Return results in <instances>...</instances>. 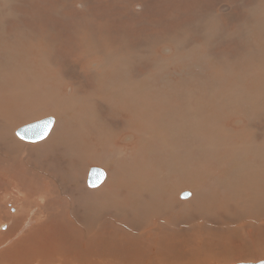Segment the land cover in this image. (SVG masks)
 I'll return each mask as SVG.
<instances>
[{
  "label": "rangeland",
  "instance_id": "rangeland-1",
  "mask_svg": "<svg viewBox=\"0 0 264 264\" xmlns=\"http://www.w3.org/2000/svg\"><path fill=\"white\" fill-rule=\"evenodd\" d=\"M49 1L51 4H48ZM79 1L0 0V102L7 98L10 88L11 92L23 93L25 104L23 101L22 106L25 110L39 106L38 110L25 114L10 133L14 136V130L23 125L46 117L54 118L53 130L58 129L60 144L34 151L29 161L38 165L46 155L44 159L49 165L69 167L63 170L62 176L54 178L55 187L62 190L65 198L62 201L63 209L58 204L44 210L45 213L39 212V218L45 220L47 215L53 216L56 224L46 222L41 226L46 227L44 230L37 231L31 242H25L43 251L39 243L45 234L46 238L54 239L58 246L68 244L73 250L70 247H65V250L62 248L64 246L58 247V250L63 253L67 251L66 254L69 252L64 259L73 264L77 249L81 254L79 257L85 260L83 264H237L264 261V89L262 96L258 95L260 90L257 89L264 85V0H215V4L214 0H194L190 7L185 8L186 11L177 10L172 14L181 13L180 21L174 28L162 29L158 26L154 30L140 32L138 36L116 35L112 37L111 48L104 45L109 44L107 41L96 44V33L90 29L92 25L87 24L88 16H80L81 13L89 15V12L80 6ZM128 7L134 14L143 10L141 5ZM68 10L78 13L75 20L69 17ZM21 19L32 23L37 19H56L63 24L70 21L79 24L73 33L77 32V38L83 39L84 59L98 66L96 73L90 75L96 82L89 85L93 89L92 95L88 94L82 100L83 87L77 93L74 91L75 81L81 85L88 78L81 77L78 61L74 57L55 51L51 41L52 28L46 31L45 43L39 42V35L25 30L26 33H12L14 37L6 33L5 29L9 30L5 25L7 20ZM26 51L28 56L23 55ZM123 70L127 71L130 79H120ZM123 80H126V85ZM29 81L30 85L27 84ZM61 82L64 84L59 86ZM52 86H56L57 90ZM70 87L73 92L69 94ZM118 92L123 95H118ZM52 97L61 105L66 104L65 107L60 108V105L56 110L51 104ZM131 98L137 103L132 102ZM34 100L38 101L35 103ZM41 100L46 103H41ZM146 104L152 109L145 108ZM192 104L194 106L189 108ZM136 105L138 108H132ZM119 119H122L121 122L117 121ZM162 125L173 135L170 136L169 130ZM248 127H253L258 134L255 139L257 149L244 152L248 146L242 147L238 136L241 132H247L246 137H252ZM130 131L135 134L124 142L122 137ZM116 134L119 136L116 137ZM145 135L150 140L142 145L140 139ZM73 139L79 142L74 144ZM220 139L224 140L222 144ZM22 141L24 144L25 141ZM152 142H156V145ZM232 145L240 146L244 154L236 153ZM255 154L257 191L247 196L243 187L244 175L247 174L246 168L253 166L252 157ZM18 156L23 155L18 153ZM17 158L15 153L14 160ZM81 160H84V164L77 168ZM92 167L104 173L108 172L105 170L108 167L118 182L125 177L141 179L145 183L146 193L140 206L136 207L137 203H134L135 208L130 211L129 207H134L129 202L130 198L124 202L122 196L115 199L118 204L101 202V193L95 198L88 197L86 190H97L87 187V175ZM40 180L35 177L33 183ZM64 181L77 182L79 193H70ZM83 181L87 189L82 186ZM2 183L0 179V202L9 201L4 203L2 210L0 208V216L2 211L12 216L19 208L22 197L14 195V198L2 199L5 195L2 192L6 191ZM37 190L39 188L34 186L25 189L29 196ZM117 192L122 194L121 189ZM185 192L194 195L181 199L180 195ZM38 202L37 209L34 205H24L21 206L23 211H20V215H16L20 221H29L26 230L37 227V210L43 205L40 203L42 201ZM1 219L0 234L11 225L9 219ZM19 250L21 256L14 258ZM28 250L19 245L13 252H7L0 264H4L2 261H8V264H35L28 258L38 257L29 255ZM52 255L51 261L44 264L62 263L59 252L55 251Z\"/></svg>",
  "mask_w": 264,
  "mask_h": 264
},
{
  "label": "bare ground",
  "instance_id": "bare-ground-1",
  "mask_svg": "<svg viewBox=\"0 0 264 264\" xmlns=\"http://www.w3.org/2000/svg\"><path fill=\"white\" fill-rule=\"evenodd\" d=\"M69 1L72 0H67V3ZM192 2H194V0H80V6L87 9L89 15H83L82 13L80 14V16L83 17H87L88 16V20H87V24L88 25H92L90 26V29L93 30L94 33H96V44L101 45L102 43L104 44V42H108L109 44H104L106 46V48H111V40L113 36H125V37H130V36H138L140 32H146L148 30H154L156 29L158 26H160L162 29H168V28H174L178 22L180 21L181 18V13L172 15L174 13H176L175 11L179 10L180 12L186 11L185 8L190 7L192 5ZM58 3V2H57ZM215 4V0L213 2ZM237 3V2H236ZM48 4H51V2L49 1ZM78 4V3H77ZM141 5L143 10L140 13H133V11L128 7L130 5ZM122 5H125L127 8L123 7ZM58 6V5H57ZM79 6V7H80ZM233 6V5H232ZM45 7V6H44ZM136 7V6H135ZM236 7V6H235ZM42 8V7H41ZM206 8V7H205ZM204 8V9H205ZM242 8V7H241ZM84 9V10H85ZM196 10V9H195ZM231 10V9H230ZM218 12V11H216ZM232 12V11H231ZM60 13V12H59ZM41 14V13H39ZM44 14V13H43ZM208 14V13H207ZM60 15V14H59ZM68 15L69 17L72 18V20H75V18L78 16V13L74 10H68ZM137 15V16H135ZM228 15V14H227ZM230 15V14H229ZM43 16V15H42ZM45 16V15H44ZM213 16V15H211ZM217 16V15H216ZM47 18V17H46ZM49 18V17H48ZM52 18V17H50ZM61 19V18H60ZM64 19V18H63ZM56 20V19H55ZM55 20H48V19H37V21L35 23H32L31 21H27V20H13V21H9L7 20V22L5 23V25L9 28V30L5 29L7 34H10L12 37L13 34L12 33H26L25 31L30 32L31 34H36L39 35V42L40 43H45L44 41L46 40V31H48L50 28L53 29V36H51V41L54 44L53 46H55V51L59 54H64L67 55L68 57H74L77 61H78V66H79V72L81 74V77L83 79H87L85 81L84 84L79 83V81H75L73 84L74 87V91H76V93L78 92V89L82 88L81 91V99L84 100L85 98L88 97V94L92 95L93 94V89L89 86V85H93L96 84V82H93V77H90V75H92L93 73H96V66L95 64L91 63V60H87L84 59L85 57V50L83 49L84 43H82L83 39L81 38H77L78 33L76 32V34L73 33V31H75V28L79 25L74 21H70L66 24L63 23H59V21H55ZM222 20V18H221ZM94 21V22H93ZM223 22V21H222ZM221 22V23H222ZM13 24H18L16 26H14ZM25 30V31H24ZM80 33V32H79ZM28 35V34H27ZM45 35V37H44ZM30 36V35H29ZM34 36V35H33ZM86 36V34H85ZM38 37V36H37ZM30 39V38H29ZM50 39V38H49ZM87 40V39H86ZM94 40V39H93ZM157 40V39H156ZM152 41V40H151ZM29 42V41H28ZM31 42V41H30ZM93 42V41H92ZM33 43V42H32ZM95 43V42H94ZM113 43H116V41H114ZM155 43V42H154ZM27 44V43H26ZM25 44V45H26ZM35 44V43H34ZM38 44V41H37ZM24 45V47H25ZM29 46V45H26ZM37 46V45H36ZM40 46V45H39ZM121 46V45H120ZM30 47H32L30 45ZM38 47V46H37ZM36 48V47H35ZM39 48V47H38ZM105 48V49H106ZM15 49V48H13ZM13 49L11 50L13 52ZM34 49V48H33ZM41 49V48H40ZM39 49V50H40ZM161 49V48H160ZM24 50V49H23ZM26 50V49H25ZM24 50V51H25ZM29 50V49H28ZM31 50V49H30ZM36 50V51H39ZM53 50V49H52ZM89 50V49H88ZM111 50V49H110ZM116 50V49H115ZM43 51V50H42ZM114 51V50H113ZM164 51V49H163ZM19 52V51H18ZM17 52V53H18ZM16 53V54H17ZM50 53V52H49ZM89 53V52H87ZM95 53V52H94ZM99 53V52H98ZM9 55V53H6ZM27 55L28 52L26 51V53H23V55ZM92 54V53H91ZM103 54V53H101ZM21 55V52H20ZM100 55V54H99ZM105 55V54H104ZM113 55V54H112ZM19 56V54H18ZM28 56V55H27ZM25 56V57H27ZM41 56V54H40ZM51 56V55H50ZM111 56V55H110ZM115 56V55H114ZM264 56V55H263ZM94 57V55H93ZM20 58V57H19ZM34 58H36L34 56ZM44 58V57H43ZM50 57H48L49 60ZM92 58V57H91ZM114 58V57H113ZM116 59V58H115ZM161 59V58H160ZM41 60V59H40ZM93 61V60H92ZM112 61V60H110ZM115 61V60H114ZM113 61V62H114ZM46 62V61H45ZM103 62V61H102ZM107 62V61H106ZM18 63V62H17ZM49 63V62H48ZM112 63V62H111ZM10 65H12L11 63H9ZM55 64V63H54ZM14 65V64H13ZM110 65V64H109ZM115 65V64H114ZM54 66V65H51ZM56 66V65H55ZM107 66V65H106ZM113 66V65H112ZM114 67V66H113ZM118 67V66H117ZM24 68V67H22ZM21 68V69H22ZM29 68V67H28ZM120 68V67H119ZM33 69V68H32ZM101 69V68H100ZM105 69V68H104ZM109 69V68H108ZM138 69V68H137ZM135 69V70H137ZM10 70V69H9ZM19 69H17L18 71ZM34 70V69H33ZM39 70V69H38ZM43 70V69H42ZM113 70V69H112ZM119 70V69H118ZM21 71V70H20ZM29 71V70H28ZM37 71V70H36ZM50 71V69H49ZM30 72V71H29ZM43 72V71H41ZM149 72V71H148ZM147 72V73H148ZM15 73V72H12ZM34 73V72H33ZM32 73V74H33ZM47 73V72H46ZM120 73V72H119ZM24 74V73H23ZM131 74V73H130ZM137 74V73H136ZM146 74V73H144ZM7 75V74H6ZM41 75V74H40ZM45 77L48 76V74H42ZM139 75V74H138ZM152 75V74H151ZM158 75V74H157ZM160 76V75H158ZM166 76V75H165ZM14 77V76H13ZM25 77V76H24ZM117 77V76H116ZM119 77V76H118ZM130 79V76H128L127 71H122V74L120 75V79ZM139 77V76H138ZM143 77V75H142ZM152 77V76H151ZM9 78V77H8ZM20 78V77H19ZM41 78V77H40ZM135 78V77H133ZM150 78V77H149ZM160 78V77H159ZM16 79V78H15ZM26 79V78H25ZM42 79V78H41ZM119 79V78H118ZM116 79V80H118ZM146 79V78H145ZM148 79V78H147ZM152 79V78H150ZM2 79H0L1 81ZM29 80V78H28ZM25 81V80H24ZM31 81V80H30ZM30 81L29 84L30 85ZM33 81V80H32ZM126 81V80H125ZM125 81L123 80V82L125 83ZM148 81V80H147ZM9 82V80H8ZM7 82V83H8ZM121 82V81H119ZM136 82V79L135 81ZM12 83V82H11ZM25 83V82H24ZM55 83V82H54ZM53 83V84H54ZM62 83V82H61ZM59 83L60 85H63L64 83ZM137 83V82H136ZM148 83V82H147ZM88 84V85H87ZM119 84V83H118ZM128 84V83H127ZM157 84V83H156ZM14 84H12L13 86ZM38 85V84H37ZM36 85V86H37ZM44 85V84H43ZM55 85V84H54ZM126 85V83H125ZM8 87V85H6ZM11 86V87H12ZM42 86V85H41ZM133 86V85H132ZM14 87V86H13ZM51 87V86H50ZM125 87V86H124ZM134 87V86H133ZM132 87V88H133ZM245 87V86H244ZM31 88V87H30ZM36 88V87H35ZM33 88V89H35ZM39 88V87H38ZM56 86H52V89H55ZM91 88V89H90ZM130 88V87H129ZM148 88V87H147ZM51 90V88H49ZM67 89V88H66ZM87 89H90L89 91ZM138 89V88H137ZM144 89V88H143ZM257 89L260 90V92L258 93V95L262 96L264 99V85L261 87V89L258 87ZM2 90V89H1ZM8 90V89H7ZM10 90V91H9ZM9 95H6L7 98L4 99L3 102H0V162H2V166H0V179H2V184L5 185V195L2 197V199H6L7 197H11L14 198V195H19L22 197V201L21 204L19 205V208L17 210H15V214L11 216V214L7 215L4 211H2L0 218H2L1 220H5V219H9V221H11V225L10 227L7 228V231L5 230L4 232H1L0 234V261L3 257L7 256L8 253L7 252H13L19 245H21V247H27L28 250V254L29 255H34L36 257H38V259H34V258H28V260H30L31 263H35V264H44L46 262H50L51 261V257H53L52 253L53 252H59L61 255V258H63L62 263L60 262V264H73V262L71 260H69L72 263H69L67 260L64 259V256L66 254L67 251L65 247H69L72 248L70 245H64L61 244L60 246L57 245V243H54V239L52 238H46L47 235H43V238L41 240V242L39 243V246L43 247V251L38 250V248H36L33 244H29L26 243V241L31 242L33 239L34 234L39 231V230H44L46 227H41L42 225H44L46 222H48V224H52L55 225L56 224V220H52L53 216H46L45 218L47 219H41L39 218V212L41 213H45L44 210L46 209H52L53 205H58L60 204L61 208L63 209V202L64 201V197L62 196V190L59 189L58 187H55V179L56 176H59L63 174V170L66 168L68 169L69 167H67L68 165H49L47 163V161L44 159L45 157H47L46 155L42 157L40 164L36 165L34 163H30L29 158H30V154H32L34 151L41 149L45 146H57L60 143L59 138H60V134L58 129H56L55 131L53 130V127L55 125V119H54V125L51 128L50 132L48 133L49 135H47L44 139L39 140L37 142H29L30 144H27L24 142L21 143L20 138H18L15 134V131L13 132L14 136H12V133H10V131L12 129H15L14 126H16L17 124H19V121L21 120V118L24 117V115L28 114L29 112L32 111H36L39 109L38 105L35 106H31L30 110H25L22 106L23 104V93L21 94L20 92L18 93V91L16 92H11V89L9 88ZM31 90V89H30ZM57 90V89H55ZM59 90V89H58ZM127 90V89H126ZM131 90V89H130ZM136 90V89H135ZM147 90V89H146ZM35 91V90H32ZM122 91V90H121ZM129 91V89H128ZM144 91V90H143ZM31 92V91H30ZM41 92H43L41 90ZM45 92V91H44ZM73 92V89L70 87L69 89V94ZM84 92H87L86 94ZM134 92V91H132ZM263 92V94H262ZM8 93V92H5ZM27 93V91H26ZM35 93V92H33ZM40 93V92H38ZM54 93H57L56 91ZM67 93V92H66ZM126 93V92H125ZM136 93V92H135ZM145 93V92H144ZM147 93V92H146ZM250 93V92H249ZM37 95V93H35ZM34 94V96H35ZM59 94V93H58ZM107 94V93H106ZM123 93H119L118 95ZM128 94V93H126ZM137 94V93H136ZM142 94V92H141ZM237 94V93H236ZM245 94V93H244ZM262 94V95H261ZM39 95V94H38ZM46 95V94H45ZM117 95V96H118ZM140 95V94H138ZM191 95V94H190ZM238 95V94H237ZM247 95V94H245ZM33 96V97H34ZM44 96V95H42ZM52 96V95H51ZM74 96V95H73ZM76 96V95H75ZM113 96V95H112ZM115 96V95H114ZM149 96V95H148ZM172 96V95H171ZM242 96V95H241ZM252 96V94L250 95ZM56 97H60L62 98V96L60 95H56ZM66 97V96H65ZM143 97V96H142ZM146 97V96H144ZM143 97V98H144ZM223 97V96H222ZM233 97V95H232ZM28 98V97H27ZM39 100H40V96H38ZM44 98V97H43ZM41 97V99H43ZM114 98V97H113ZM122 98V97H121ZM129 98V97H127ZM126 98V99H127ZM139 98V97H138ZM235 98V97H234ZM240 98V97H239ZM32 99V98H31ZM49 99V98H48ZM51 99V104L52 106L56 109L59 110L60 107V103L53 100V97L50 98ZM112 99V98H111ZM119 99V98H118ZM123 99V98H122ZM133 98H131L132 100ZM137 99V98H136ZM222 99V98H221ZM230 99V98H228ZM3 100V99H2ZM106 100V99H105ZM109 100V99H108ZM116 100V99H115ZM130 100V98H129ZM149 100V98H148ZM168 100V99H166ZM194 100V99H193ZM197 100V99H196ZM231 100V99H230ZM233 100V99H232ZM31 101V100H30ZM38 101V100H36ZM36 101L34 100V102L36 103ZM49 101V100H48ZM124 101V100H122ZM134 100H132L133 102ZM146 102V100H144ZM160 101V100H159ZM190 101V100H189ZM238 101V100H237ZM41 103H46L44 100L40 101ZM105 102V101H104ZM131 101H129L130 103ZM135 103H137L136 101H134ZM148 102V101H147ZM165 102V101H163ZM162 102V103H163ZM171 102V100H170ZM185 102V101H184ZM232 102V101H231ZM27 103V102H26ZM108 103V102H107ZM110 103V102H109ZM185 103H189V102H185ZM194 104V102H192ZM220 103V102H219ZM234 103V102H233ZM237 102L235 101V104ZM259 103V102H258ZM25 104V101H24ZM28 104V103H27ZM33 104V103H32ZM48 104V103H47ZM63 104V103H62ZM131 104V103H130ZM164 104V103H163ZM166 104V102H165ZM190 105L189 108L191 106L194 105ZM216 104V103H215ZM226 104V103H225ZM30 105V104H29ZM66 105V104H65ZM65 105H61L60 108H64ZM90 105V104H89ZM138 105V104H137ZM133 106L132 108L136 107ZM178 105V104H177ZM189 105V104H188ZM219 105V104H218ZM227 105V104H226ZM234 105V104H233ZM238 105V104H237ZM263 105V104H262ZM28 106V105H27ZM115 106V105H114ZM182 106V105H181ZM221 106V105H220ZM229 106V105H228ZM259 106V105H258ZM45 107V106H44ZM141 107V106H140ZM174 107V106H173ZM201 107V105H200ZM245 107V104H244ZM47 108V107H46ZM145 108L148 109H152L150 106H148L146 104ZM144 108V109H145ZM163 108V107H162ZM167 109V107H165ZM164 108V109H165ZM176 108V107H175ZM192 108V107H191ZM238 108V106H237ZM258 108V107H257ZM261 108V107H260ZM129 109V108H128ZM179 109V108H178ZM198 109V108H197ZM241 109V108H240ZM256 109V108H255ZM254 109V110H255ZM262 109V108H261ZM45 110V109H44ZM43 110V111H44ZM48 110V109H46ZM53 110V109H52ZM115 110V109H113ZM187 110V108H186ZM192 110H196V109H192ZM243 110V109H242ZM250 110V109H249ZM125 111V110H124ZM155 111V110H154ZM188 111V110H187ZM241 111V110H240ZM259 111V110H258ZM55 112V111H54ZM136 112V111H134ZM133 112V113H134ZM179 111H177L178 113ZM212 112V111H211ZM245 112V111H243ZM37 113V112H36ZM47 113V112H45ZM44 113V114H45ZM157 113L159 114V111H157ZM156 113V114H157ZM193 113V112H192ZM249 113V112H248ZM256 113H260V112H256ZM40 114V112L38 113V115ZM61 114V113H60ZM155 114V115H156ZM164 114V113H163ZM174 114V113H171ZM169 114V115H171ZM189 115L191 113H188ZM227 114V113H226ZM230 114V113H229ZM254 114V113H253ZM46 115V114H45ZM80 115V114H78ZM175 115V114H174ZM180 115V114H178ZM240 114H238L239 116ZM42 116V115H41ZM83 116V115H82ZM117 116V115H116ZM144 116V115H143ZM188 116V115H186ZM193 116V115H192ZM219 116V115H218ZM229 116V115H227ZM234 116V115H233ZM232 116V117H233ZM29 117V116H28ZM40 117V115H39ZM158 117V115L156 116ZM160 117V116H159ZM214 117V116H213ZM212 117V118H213ZM243 117V116H242ZM241 117V118H242ZM36 118V117H35ZM77 118V117H76ZM82 118V117H81ZM95 118V117H94ZM100 118V117H98ZM135 118V117H134ZM133 118V119H134ZM165 118V115H164ZM169 118V117H168ZM236 118V117H235ZM25 119V118H24ZM29 119V118H28ZM62 119V118H61ZM79 119V118H78ZM184 119V118H183ZM188 119V117L186 118ZM263 119V118H262ZM63 120V119H62ZM122 120V119H121ZM121 120H117L120 121ZM128 120V119H127ZM135 120V119H134ZM160 120V119H159ZM170 120V119H169ZM196 120V118H195ZM244 120V119H243ZM67 121V119L65 120ZM86 121V120H82L81 122ZM91 121V120H90ZM93 121V120H92ZM116 121V120H115ZM164 121V120H163ZM183 121V120H182ZM231 121V120H230ZM245 121V120H244ZM24 122V121H23ZM80 122V121H79ZM200 122V121H198ZM213 122V121H212ZM211 122V123H212ZM132 123V122H131ZM159 123V122H158ZM205 123V122H204ZM253 123V122H251ZM263 123V121H262ZM23 124V123H22ZM111 124V123H110ZM187 124V122L185 123ZM189 124V123H188ZM57 125V124H56ZM231 125V128H233V125ZM264 125V124H263ZM126 126V125H125ZM142 127H144L141 124ZM216 126V125H215ZM218 126V125H217ZM221 126V125H220ZM247 126V125H246ZM162 127H165L162 125ZM229 127V126H228ZM255 127V126H254ZM167 128V127H165ZM190 128V127H189ZM263 128V127H262ZM127 129V128H126ZM161 131L164 130V128H159ZM168 129V128H167ZM224 129V128H223ZM248 129L251 132H248L250 134V136L252 135V137H246V133L247 132H241L239 137V141L241 146H248L247 151L244 152H251L252 150H254L256 148L255 146V139L256 136L258 134H256V132H254L253 127H248ZM53 130V131H52ZM169 130V129H168ZM211 130V129H210ZM118 131V130H117ZM128 131V129H127ZM132 131V130H131ZM129 132L127 133V136L122 137L123 141H129L130 140V135L135 134L134 131L133 132ZM216 131V130H214ZM218 131V129H217ZM80 132V131H79ZM159 133H161L160 131H158ZM157 132V133H158ZM202 132V130H201ZM255 134H254V133ZM118 133V132H117ZM170 136L173 135V133L169 130ZM78 134V133H76ZM155 134V133H154ZM176 134V133H175ZM207 134V133H206ZM215 134V133H214ZM227 134V133H226ZM72 135V134H71ZM82 135V134H81ZM219 135V134H218ZM119 134H116V137H118ZM206 136V135H205ZM223 136V135H222ZM73 137V136H72ZM214 137V136H213ZM74 138V137H73ZM85 136H84V140L85 141ZM121 138V137H120ZM151 138V137H150ZM20 141H18V140ZM79 139V138H78ZM152 139V138H151ZM229 139V138H228ZM138 140V137H137ZM141 144L143 145L144 143L146 144V142L148 140H150L149 138H147V136L145 135L144 137H142L141 139ZM153 140V139H152ZM163 140V139H162ZM257 140V139H256ZM119 141V140H118ZM208 141V140H206ZM224 140L220 139V142L222 144ZM236 141V140H235ZM23 142V141H22ZM77 141L76 139H73V143L76 144ZM149 142V141H148ZM37 143V144H34ZM72 143V145H73ZM117 143V142H116ZM123 143V142H122ZM138 143V142H137ZM152 143H156V142H152ZM208 143V142H207ZM118 144V143H117ZM151 144V143H150ZM220 144V145H221ZM129 145V144H128ZM156 145V144H155ZM199 145V144H198ZM235 145V144H234ZM78 146V145H77ZM145 146V145H144ZM150 146V145H149ZM153 146V144L151 145ZM231 146V145H230ZM233 146V145H232ZM9 147V148H8ZM204 147V146H202ZM235 146H233L234 148ZM240 147V146H239ZM238 147V145L235 147L234 151L236 153H239L240 155L244 154L242 150H240V148ZM124 148V147H122ZM132 148V147H131ZM197 148V147H196ZM228 148V147H227ZM232 148V149H233ZM54 149V148H53ZM52 149V150H53ZM226 149V148H225ZM257 149V148H256ZM126 150V149H125ZM152 150V149H151ZM224 150V149H223ZM228 150V149H227ZM138 151V150H137ZM10 154H9V153ZM228 152V151H227ZM226 152V153H227ZM16 153V156L18 157L16 160H14V154ZM18 153H22L23 156H18ZM55 153V152H54ZM232 153V152H231ZM230 153V154H231ZM264 153V152H263ZM37 154V153H36ZM141 154V153H140ZM257 154V153H256ZM255 154L254 157H252V163L253 166L246 168L245 165L244 167L247 169V174L244 175V181H243V187L245 189V194H247V196H250L254 193V191H257V183L256 180L254 178L255 174H257V170H255L257 167V165L255 164V158L257 157ZM39 155V154H38ZM158 155V154H157ZM216 155V154H215ZM223 155V154H222ZM193 156V155H192ZM214 156V155H213ZM217 156V155H216ZM226 156V155H225ZM234 156V155H233ZM238 155H235L234 157H236ZM37 157V156H36ZM83 157V156H82ZM198 157V156H197ZM228 157V155H227ZM86 158V157H85ZM89 158V157H88ZM195 158V157H194ZM214 158V157H213ZM33 159V157H32ZM49 159V158H47ZM164 159V158H163ZM209 159V158H208ZM86 160V159H85ZM34 161V160H33ZM159 161V160H158ZM161 161V160H160ZM217 161V160H216ZM222 161V160H221ZM154 162V160H153ZM156 163V162H155ZM159 163V162H158ZM84 164V160H81L78 162V164L76 165V167H80ZM88 163H86L87 165ZM160 164V163H159ZM217 165V164H216ZM213 166V165H212ZM35 168H37V170H35ZM71 168V167H70ZM106 171L104 173V179L103 181L95 186V187H89L87 184L88 188H97L96 189H90V190H86V195L88 197H98V195L101 193V202H108L110 204H114L117 203V201L115 200L117 197L122 196V201L127 202L129 200L130 204L134 207H129L130 211L134 210L135 205L136 207L140 206L141 202H142V197L143 194L146 193V188H145V183L143 181H141V179L137 180V179H133V178H129V177H125L124 179H121L120 182H118V180H115V177L113 176L112 173H110L108 167H105ZM256 171V172H255ZM53 172V173H52ZM104 172V171H103ZM89 173V172H88ZM211 174V172H210ZM45 176H47V178H45ZM38 177L41 178L40 181L36 182L35 184L33 183V178ZM257 177V176H255ZM22 179L24 180L22 182ZM45 179H47V181H45ZM87 179H88V175H87ZM66 184H68L69 189H70V193H74L75 195H77L79 193V191L77 190V182H72V183H67L66 181H64ZM39 183H42L41 186H38ZM28 186H34L39 188V190L36 191V193L34 195L29 196L25 189ZM82 186L84 188L85 184L84 181L82 182ZM98 189V187H100ZM87 189V188H86ZM121 189L122 194L118 193L117 190ZM177 190V189H176ZM54 193V194H52ZM188 194V196L184 199H187L189 197H193L192 193L190 196V192H185ZM51 194V195H50ZM183 194V193H182ZM181 194V195H182ZM117 195V196H115ZM180 195V198H181ZM35 199H39L38 201H42L40 203H42L43 205L40 207L41 209L37 210V217H36V221H37V227L34 228H30L27 229V225L28 224V218L26 219L27 221H24L20 219H18L16 217V215H20V211H23L21 209V206L27 205V206H32L34 205L36 207V209L38 208L37 202H34ZM70 199V198H69ZM182 199V198H181ZM6 201L9 200H5V201H1L0 202V208L2 206H4V203ZM71 201V199H70ZM173 203V202H172ZM118 204V203H117ZM177 208V207H176ZM190 208V207H189ZM16 209V207H15ZM21 209V210H20ZM137 209V208H136ZM2 210V208H1ZM142 211V210H141ZM47 214V213H46ZM53 215V214H52ZM20 218V217H19ZM22 219V218H21ZM163 219V218H161ZM41 220V221H40ZM80 220V219H79ZM194 220V219H193ZM76 221V220H75ZM12 225H14V227H12ZM26 225V227L24 226ZM35 225V226H36ZM1 228V227H0ZM50 228V227H49ZM51 228H56V227H51ZM90 227H88L89 229ZM194 232V231H193ZM22 233V234H19ZM121 233V232H120ZM20 235V236H19ZM16 236V238H15ZM172 237V236H171ZM175 237V236H174ZM119 239V238H118ZM135 240V239H134ZM175 240V239H174ZM148 241V240H147ZM54 243V244H53ZM63 243V242H62ZM70 243V242H69ZM59 244V242H58ZM178 244V242H177ZM72 245V244H71ZM149 245V244H148ZM176 245V244H175ZM64 246V247H62ZM138 246V244L136 243V247ZM58 247H62L65 248V253H63L62 251L60 252L58 250ZM94 247V246H93ZM146 247V245H145ZM76 248V247H75ZM74 248V250H75ZM91 248V247H90ZM176 248V247H175ZM73 250V248H72ZM70 251V250H68ZM79 249L74 251V256L75 257V262L74 264H78L77 262H80L83 264V261L79 256H81V254H78ZM87 251V250H86ZM117 251V250H116ZM80 252V251H79ZM85 252V251H84ZM95 252V251H94ZM49 253V256H48ZM86 253V252H85ZM116 253V252H115ZM146 253V252H145ZM21 251L19 250L17 252V254H14V258H18L19 256H21ZM69 254V252H68ZM66 254V255H68ZM95 254V253H94ZM119 255V254H118ZM73 256V255H72ZM177 256V255H176ZM175 256V257H176ZM66 257V256H65ZM68 257V256H67ZM46 258V260H45ZM69 258V257H68ZM84 258V257H83ZM121 259V258H120ZM16 260V259H15ZM118 260V259H117ZM139 260V259H138ZM163 262V261H162ZM2 263L4 264H8V261H2ZM11 262H9L10 264ZM14 263V262H13ZM86 263V262H85ZM155 263V262H154ZM153 263V264H154ZM48 264V263H47ZM87 264V263H86ZM184 264V263H182Z\"/></svg>",
  "mask_w": 264,
  "mask_h": 264
},
{
  "label": "water",
  "instance_id": "water-1",
  "mask_svg": "<svg viewBox=\"0 0 264 264\" xmlns=\"http://www.w3.org/2000/svg\"><path fill=\"white\" fill-rule=\"evenodd\" d=\"M51 121L49 124L48 122ZM43 125H47V130L45 131L42 127ZM54 125V119L52 117H46L40 119L38 121L28 123L19 127L15 134L18 138L26 142H37L39 140L44 139L48 133L50 132L51 128ZM23 137V138H21ZM104 179V172L96 167H92L88 173L87 184L89 187H95L99 185ZM188 196L187 193H183L181 198L184 199ZM237 264H264V261L256 262V263H237Z\"/></svg>",
  "mask_w": 264,
  "mask_h": 264
},
{
  "label": "snow or ice",
  "instance_id": "snow-or-ice-1",
  "mask_svg": "<svg viewBox=\"0 0 264 264\" xmlns=\"http://www.w3.org/2000/svg\"><path fill=\"white\" fill-rule=\"evenodd\" d=\"M48 123L50 124L51 121H49ZM42 127L44 128L45 131L47 130V125H43ZM21 138H23V137H21Z\"/></svg>",
  "mask_w": 264,
  "mask_h": 264
}]
</instances>
